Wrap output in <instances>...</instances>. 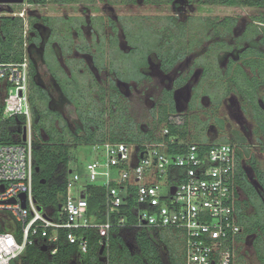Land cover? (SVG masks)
I'll return each mask as SVG.
<instances>
[{
	"label": "flooded vegetation",
	"instance_id": "flooded-vegetation-1",
	"mask_svg": "<svg viewBox=\"0 0 264 264\" xmlns=\"http://www.w3.org/2000/svg\"><path fill=\"white\" fill-rule=\"evenodd\" d=\"M29 3L23 16L12 17L27 31L33 138L70 155L90 140L112 137L129 142L174 138L200 148L228 144L236 158L240 223L234 250L248 244L260 259L264 0L223 5V11L221 4L199 0ZM12 4L17 3L8 5L13 10ZM166 231L162 253L168 258L181 238ZM116 244L125 261L149 264L134 237ZM100 256L108 264L104 251Z\"/></svg>",
	"mask_w": 264,
	"mask_h": 264
},
{
	"label": "built area",
	"instance_id": "built-area-1",
	"mask_svg": "<svg viewBox=\"0 0 264 264\" xmlns=\"http://www.w3.org/2000/svg\"><path fill=\"white\" fill-rule=\"evenodd\" d=\"M9 4L0 3V15L23 16L32 7L27 2L22 9L14 11ZM24 36L21 58L0 61L2 118L24 117L22 131L27 129L25 141L0 144V217L10 213L22 224L21 240L14 232H0V264H13L27 245L34 242V236L42 237L44 247L55 254L60 230H65L69 242L86 252L87 239L77 236L74 230L99 227L106 235L100 244L106 246L110 229L127 224L126 215L113 223L111 213L131 198L135 199L136 207L133 225L176 233L183 242L185 264H239L234 250L240 231L235 204L236 158L226 143L200 148L195 142L174 138L161 142H94V159L86 165L84 180L80 172L69 169L65 198L57 216L38 208L33 195L26 29ZM162 176L169 179L166 190L159 182ZM89 184H99L105 189L107 220L104 223L94 222L88 214ZM81 188L85 191L81 192ZM22 194L26 197L25 207Z\"/></svg>",
	"mask_w": 264,
	"mask_h": 264
},
{
	"label": "trees",
	"instance_id": "trees-1",
	"mask_svg": "<svg viewBox=\"0 0 264 264\" xmlns=\"http://www.w3.org/2000/svg\"><path fill=\"white\" fill-rule=\"evenodd\" d=\"M31 2L37 0H30ZM44 1V0H41ZM202 3L221 5H257L259 0H199ZM27 38V36H26ZM24 27L19 18L0 16V61H16L24 53ZM25 124L24 117L2 118L0 111V144L22 142V128ZM20 131V135L17 133ZM110 141H121L112 137ZM92 143L105 141L98 138L90 140ZM178 150V149H176ZM171 151H175L171 149ZM71 155L61 147L50 148L41 144L33 138V195L38 205L48 211L54 217L60 210L66 193V186L69 174V161ZM36 169H39L38 171ZM132 190V189H131ZM88 214L94 222L104 223L106 217L105 189L99 184L87 186ZM47 207V208H45ZM136 211L135 199L131 198L127 203L111 213V220L115 223L121 215L127 216L125 226L114 225L109 231V247H105L104 253L108 255V264H133L134 260L125 261L124 255L119 253L116 244L117 239L122 237H134L141 249L142 258L149 264H185L183 242L170 250L171 256L165 257L162 253L165 235L168 231L157 232L153 228L136 227L134 213ZM18 226V232L13 225ZM14 232L19 240L22 239V224L10 213L0 217V232ZM77 236L84 237L88 241V249L82 252L78 244L69 242L65 237V230H60V239L57 244L58 250L52 254L43 245V238L34 236V242L27 245L25 251L13 262V264H107L101 259V239L105 233L99 227H90L74 230ZM264 259L263 255H260ZM56 259V263L53 260Z\"/></svg>",
	"mask_w": 264,
	"mask_h": 264
},
{
	"label": "rangeland",
	"instance_id": "rangeland-1",
	"mask_svg": "<svg viewBox=\"0 0 264 264\" xmlns=\"http://www.w3.org/2000/svg\"><path fill=\"white\" fill-rule=\"evenodd\" d=\"M27 2H31L30 0H25L24 4H12L11 6L13 7L14 11L20 10L21 7H23ZM219 8L218 10L223 11L224 7L223 5H217ZM231 11H237L238 7H227ZM227 10V11H229ZM248 10V9H247ZM226 11V10H224ZM246 11V10H245ZM0 16H10L9 14H2ZM12 16V15H11ZM94 159V151L92 150V144H87V145H80L77 149V151L73 152L69 161V169H72L74 171H78L82 175V180H84L85 174H86V165L89 161ZM69 177V174H68ZM169 181L167 176H162L159 178V182L163 186L164 190H166L165 185ZM85 191L83 188H81V192ZM74 194H78L77 189L74 191ZM47 208V207H45ZM13 228L18 232V226L16 224L13 225ZM182 241V240H181ZM264 253V250H258V256ZM238 255H243L246 259V262L248 264H264V259L260 258L258 259L257 257V252H255L254 248L251 247L248 244H240L239 246V251L238 253H235V256L237 258V261L239 264H245L242 262L240 257ZM264 255V254H263ZM53 263H56V259L53 260Z\"/></svg>",
	"mask_w": 264,
	"mask_h": 264
},
{
	"label": "water",
	"instance_id": "water-1",
	"mask_svg": "<svg viewBox=\"0 0 264 264\" xmlns=\"http://www.w3.org/2000/svg\"><path fill=\"white\" fill-rule=\"evenodd\" d=\"M22 2H24V0H0V3H22ZM26 138H27V129L24 128L22 140L25 141ZM21 197H22V201H23V206L25 207L26 206L25 194H22ZM12 202H15V201L12 200ZM60 207H61V205L59 206V208ZM38 208L42 209L40 206ZM103 251H104V245L102 246L100 253L103 254Z\"/></svg>",
	"mask_w": 264,
	"mask_h": 264
},
{
	"label": "crops",
	"instance_id": "crops-1",
	"mask_svg": "<svg viewBox=\"0 0 264 264\" xmlns=\"http://www.w3.org/2000/svg\"><path fill=\"white\" fill-rule=\"evenodd\" d=\"M97 142H99V141H97Z\"/></svg>",
	"mask_w": 264,
	"mask_h": 264
}]
</instances>
